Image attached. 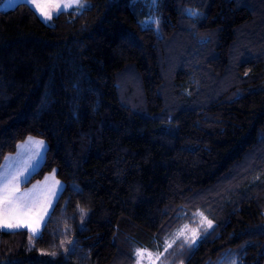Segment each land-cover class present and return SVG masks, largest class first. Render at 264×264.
Masks as SVG:
<instances>
[{
	"label": "trees",
	"instance_id": "trees-1",
	"mask_svg": "<svg viewBox=\"0 0 264 264\" xmlns=\"http://www.w3.org/2000/svg\"><path fill=\"white\" fill-rule=\"evenodd\" d=\"M86 1L0 10V168L42 138L23 188L65 184L38 237L0 229V264H135L199 212L165 264H264V0Z\"/></svg>",
	"mask_w": 264,
	"mask_h": 264
},
{
	"label": "snow or ice",
	"instance_id": "snow-or-ice-1",
	"mask_svg": "<svg viewBox=\"0 0 264 264\" xmlns=\"http://www.w3.org/2000/svg\"><path fill=\"white\" fill-rule=\"evenodd\" d=\"M35 7L40 10V14L45 19H52L53 10H67L70 7L83 8L84 5L80 0H71V2L59 3L52 0L49 3H37V0H31ZM29 145L35 144L37 148H43L44 142L34 140L32 137L28 138ZM24 147V145H21ZM21 172L9 173L5 171L0 174V229H19L21 227L30 229L33 233L38 232L39 226L47 215L48 208L51 206L52 200L56 197L60 183L55 179L53 173L52 176L45 178V185H48L49 181H52L51 185L44 187L41 190L40 186L34 185L32 189L26 192L20 191V176ZM27 180V177H25ZM83 212V209H81ZM202 217V222L206 221L208 227L212 226V221L204 217L203 213H198ZM190 231L191 235H186V232ZM198 231L190 230L189 225L185 224L181 226L172 236L169 241L165 240L163 252L157 249L155 253L149 251L146 248H138L135 250L136 261L135 264H142V261L147 258L148 264H157L160 261L163 253L168 251V248L176 242V240L183 237V243L196 242L198 238ZM53 255L55 253H52Z\"/></svg>",
	"mask_w": 264,
	"mask_h": 264
},
{
	"label": "rangeland",
	"instance_id": "rangeland-1",
	"mask_svg": "<svg viewBox=\"0 0 264 264\" xmlns=\"http://www.w3.org/2000/svg\"><path fill=\"white\" fill-rule=\"evenodd\" d=\"M149 1L154 2L155 0H149ZM49 2H52V0H37V3H41V4L49 3ZM55 2L65 3V2H71V0H55ZM80 2L84 5L83 8L70 7L66 11H72L73 10V11H77V12H82L84 9H86L88 7V3L86 0H80ZM21 3L29 4L32 8L35 9V11L38 13V15L49 25L53 24L54 18L58 14L65 11L62 8L60 10H53L52 11V19L48 20V19H45L40 14V10L35 7V4H33L31 2V0H5L3 2V4L0 5V10L8 11V10L15 8L16 6H18ZM32 138L34 140H37V141H43L44 142L43 148H37V146L35 144L29 145L27 143L28 142V139H27L24 143H21L19 145L17 153L11 154L6 158L4 164L0 168V174L4 173L5 171H7L9 173L21 172L22 175L20 176V184H19L21 192H26L27 190L32 189L34 185L40 186V189H38V190L42 191V189L44 187H48L51 185L52 181H49L48 185H45V178L52 176L53 173L55 175V179L59 181L61 187L58 188L57 195L52 200L51 206L48 208L47 215L44 216V218H43V220L39 226L38 232L33 233L30 229L24 228V227H21L19 229H11V230L10 229H2L5 231H18V230L26 229L29 231L31 238H35V237H38L40 235V233L42 232V229H43L44 225L46 224L47 219H48L53 207L55 206L56 202L58 201V199H59V197H60V195H61V193L65 187V184L63 181H61L56 176L55 172H53V173L46 175V177L42 181L35 182L31 186H29L27 188H23V185L26 184L29 181V179L31 178V176L34 173H36L39 170V168L42 166V164L45 160L46 151L48 148V143L46 142V140H44L42 138H37V137H32ZM21 145H24V147H21ZM25 177H27V180H25ZM199 213H203V212H199ZM203 215H204V217H207L204 213H203ZM207 219L210 220L208 217H207ZM191 220H192V222L187 224V225H189V229L190 230H196L199 233L198 238L196 239V242L194 243L196 245V244H198L199 240L202 238L204 232L213 226V223H212L211 227H208L206 221L202 222V217H200L199 215H195ZM186 235H191V232L190 231L186 232ZM171 239L172 238H170L169 241ZM179 240H183V237H181V239H179ZM179 240H176V242ZM174 244H172V246ZM153 253H155V252H153ZM163 255H164V253H163ZM163 255L161 256L160 261H157V264H165L164 259H163V257H164ZM142 264H148L147 258L142 261Z\"/></svg>",
	"mask_w": 264,
	"mask_h": 264
}]
</instances>
